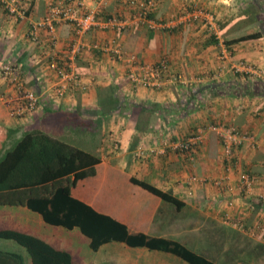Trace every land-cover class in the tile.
Masks as SVG:
<instances>
[{"label": "crops", "instance_id": "1", "mask_svg": "<svg viewBox=\"0 0 264 264\" xmlns=\"http://www.w3.org/2000/svg\"><path fill=\"white\" fill-rule=\"evenodd\" d=\"M91 1L101 5V19L118 15L132 21L126 29H95L85 38L88 44L116 41L143 64L166 59L184 80L162 88L134 89L124 61L111 53L86 50L74 63L81 86L56 99L52 87L57 73L50 63L66 61L75 27L62 21L52 34L38 26L52 0H0V65L15 63L25 86L42 101L32 115L11 117L4 99L13 87L0 77V148L5 143L4 149H9L26 132L42 131L99 158L95 175L79 180L71 188V198L123 225L128 236L142 234L149 241L136 245L128 239L112 240L94 250L80 221L71 223L70 208L49 207L45 218L43 212L28 207L0 206V228L35 234L68 251L74 264H188L172 251L177 243L210 264H264V94L245 87L248 81L264 77L242 76L231 69L232 63L254 61L264 73V41L230 47L225 42L252 33L245 32L247 16H264V0H160L152 14L155 20H165L196 5L215 15L218 35L203 23L152 31L133 20V12L122 1ZM10 5L25 11L24 18L11 12ZM252 19L250 23H256ZM226 49L231 53L228 60L222 59ZM215 83H241L244 92L218 95V89L211 88ZM210 125L235 126L249 137L236 150L233 162L224 160L215 132L206 131L204 141L187 153L172 148L173 142ZM3 132L7 139L2 140ZM245 173L254 179L251 192L241 188ZM134 180L172 195L185 206L177 211ZM175 214L180 216L177 222L171 220ZM234 221L243 227L234 226ZM194 231L206 236L200 238ZM150 239L158 246L152 247ZM0 250L19 253L25 264H32L29 253L16 242L0 239Z\"/></svg>", "mask_w": 264, "mask_h": 264}, {"label": "trees", "instance_id": "2", "mask_svg": "<svg viewBox=\"0 0 264 264\" xmlns=\"http://www.w3.org/2000/svg\"><path fill=\"white\" fill-rule=\"evenodd\" d=\"M253 20L256 22V15L253 16ZM259 23L256 32L225 40L227 46L251 40L264 41V23L261 21ZM248 82L245 87L248 86L249 91L253 93L259 91L258 93L264 94V80ZM242 85L244 84L215 83L211 88L218 89V95L240 96L244 92ZM119 107L124 108L120 102ZM181 109L185 114L189 113L187 108L181 106ZM1 127L0 124V129ZM3 133L2 140L7 139V132ZM4 147L5 143L0 148V206L28 207L43 212L45 218H47L46 209L49 207L58 211L70 208L71 223L74 220L76 223L80 221L83 233L92 237L94 250L112 240L128 239L130 243L136 245L139 242L144 244L146 240L149 241L142 234L128 236L127 229L123 225L107 216L95 214L88 207L71 198V188L79 180L95 175V166L100 163L99 158L56 140L42 131L26 132L9 149L5 150ZM134 182L174 205L177 211L185 206L180 200L152 185L137 180ZM175 218L178 217L173 216L171 220ZM55 220L54 222L57 223L58 221ZM0 239L10 240L24 247L32 259V264H74L73 257L68 251L55 248L35 234L0 228ZM162 241L171 245L170 241ZM150 243L152 247L158 246L154 239H150ZM174 245L172 251L188 264H210L204 258L192 253L189 248L178 243ZM0 264H25V259L19 253L0 250Z\"/></svg>", "mask_w": 264, "mask_h": 264}, {"label": "built area", "instance_id": "3", "mask_svg": "<svg viewBox=\"0 0 264 264\" xmlns=\"http://www.w3.org/2000/svg\"><path fill=\"white\" fill-rule=\"evenodd\" d=\"M90 1L52 0L47 17L38 25L47 27L52 34H55L57 31L56 24L62 21L69 22L75 27V39L70 47L66 61L62 65L56 60H52L50 63V67L57 73L58 80L52 87L54 98H65L73 87L81 86L82 81L75 69L74 63L77 57L86 50L111 53L117 60L124 61L128 68V78L134 89L162 88L164 85L184 80L182 75L172 70L170 63L166 59H162L156 64H143L139 62L136 55L127 54L120 43L116 41L88 44L85 38L95 29L103 31L126 29L132 21L131 17L120 18L118 15L101 19V5L97 3L90 4ZM117 1H122L128 6L133 12V20L152 31H172L179 26L203 23L206 29L213 35H218L219 33V25L215 15L203 8H198L196 5L186 6L180 12L171 14L165 20H155L152 18V14L160 0ZM9 9L11 12H19L20 17L24 18L25 11L22 9H18L15 5H10ZM33 32L32 36L36 39V26ZM51 36L52 38L55 37L54 35ZM230 57L231 53L226 49L222 55V59L228 60ZM231 69L235 73L249 77L253 75L260 76L262 73L257 65H251L247 61L232 63ZM0 77L13 87L12 94L4 99L11 117L22 119L28 115H32L41 107V96L25 86L19 67L15 63L6 62L1 64ZM206 131L215 132L219 136L223 149V157L227 162H233L236 150L249 138L241 134L235 126L210 125L186 140L173 142L171 146L176 152L187 153L204 141ZM192 181L196 182L198 179L193 177ZM253 181L254 179L249 174H243L240 178L241 188L247 192H251ZM227 216L226 220L231 221L229 215ZM233 225L239 228L243 227L238 221H234Z\"/></svg>", "mask_w": 264, "mask_h": 264}, {"label": "rangeland", "instance_id": "4", "mask_svg": "<svg viewBox=\"0 0 264 264\" xmlns=\"http://www.w3.org/2000/svg\"><path fill=\"white\" fill-rule=\"evenodd\" d=\"M253 16H255V15H253ZM249 19H252V16H250V15H248L247 16V20H246V24H247V29H246V31L245 32H253V31H257L258 30V25H260V23H259V21H261V23L263 22L264 23V16H260V20L259 21H257V18H256V23H250V20ZM253 20V19H252ZM254 21V20H253ZM264 43V42H263ZM264 45V44H263ZM242 61H245V60H242ZM247 62H249V64H251V65H257L254 61H247ZM264 77V73H261V77L260 78H257V79H262ZM173 216H176V217H180L179 216V214H175V215H173ZM173 216H172V218H173ZM178 218H175V220H176V222L178 221ZM183 225H188V224H183ZM193 234H195V235H198L200 238H202V236H200V235H205V233L203 232V233H201V232H193ZM203 235V236H204ZM187 236H188V238H190V236H191V233L189 232V233H187ZM206 236V235H205Z\"/></svg>", "mask_w": 264, "mask_h": 264}]
</instances>
